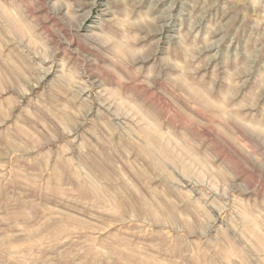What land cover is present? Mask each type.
Segmentation results:
<instances>
[{
  "label": "rangeland",
  "instance_id": "rangeland-1",
  "mask_svg": "<svg viewBox=\"0 0 264 264\" xmlns=\"http://www.w3.org/2000/svg\"><path fill=\"white\" fill-rule=\"evenodd\" d=\"M0 264H264V0H0Z\"/></svg>",
  "mask_w": 264,
  "mask_h": 264
}]
</instances>
